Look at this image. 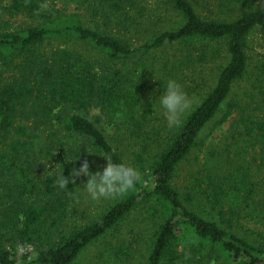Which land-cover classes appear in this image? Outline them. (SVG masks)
Masks as SVG:
<instances>
[{
  "label": "trees",
  "instance_id": "1",
  "mask_svg": "<svg viewBox=\"0 0 264 264\" xmlns=\"http://www.w3.org/2000/svg\"><path fill=\"white\" fill-rule=\"evenodd\" d=\"M70 1L106 27L45 0H0V264H80L118 232L82 264H264V52L249 53L264 0H216L212 16L210 0ZM14 16L26 22L11 30ZM169 79L193 100L179 127L153 108ZM229 120L222 147L178 186L202 132ZM105 155L142 182L69 225L88 177L61 189V172L85 159L102 171Z\"/></svg>",
  "mask_w": 264,
  "mask_h": 264
},
{
  "label": "rangeland",
  "instance_id": "2",
  "mask_svg": "<svg viewBox=\"0 0 264 264\" xmlns=\"http://www.w3.org/2000/svg\"><path fill=\"white\" fill-rule=\"evenodd\" d=\"M216 0H210L208 8L203 9V13L205 15L212 16L211 14L213 12H210V9L213 10L216 14H219V10H217L218 6H215ZM154 0H147L143 1V5L151 8L150 6H153ZM6 1L3 2L5 4ZM46 4H51L58 9H65L67 13H79L81 15V18L83 21L88 24V25H93L95 26L100 25L102 29H104L105 23L103 22L102 16L98 15L97 13H94L91 9V4H85V5H80L75 2H72L70 0H45ZM214 14V15H216ZM5 18H8L6 16ZM25 21L24 17H19V16H14L10 21L9 24H11L10 29L15 30L18 29ZM2 25V23H0ZM250 47L251 50H249V53L251 56L254 58H257L262 52H264V32L260 30H256L253 35L250 37ZM254 61H256L254 59ZM251 89V83L249 79H245L243 82L238 83L234 87V91L232 95L236 94L237 98H243L245 93H247ZM155 99L154 101H156ZM154 109L156 112L161 111V108L158 103H155ZM94 113H98L97 110H94ZM220 117V115L218 116ZM230 123L231 120L225 122L222 127H218L217 129H213V124H210L201 134L199 142L202 144L200 150L194 149L192 153L189 155V157L179 166L178 173H177V185L183 188L186 184H184L185 180L188 179L189 173H195L197 169H199L202 165L203 162L207 159L208 153L210 150L218 151L219 148L222 147L223 143H225V139L229 137V128H230ZM49 167V166H48ZM49 170L55 169L54 166H51L48 168ZM85 184V183H84ZM82 185L80 187V191L78 193L76 203L74 208L70 210L69 213V218L67 222L69 225H72L74 222H80L85 219L86 216L93 215L95 211L99 210L98 207L99 205H103L105 202H109V199H101L99 201H93L89 198L87 192H86V186ZM100 206V207H101ZM140 216L137 214V212L133 213L126 221L122 228H121V233L128 238L130 234V230H137V227L141 225L139 222ZM264 225V224H263ZM251 229H254L258 231L257 226H255L253 223L251 226H249ZM119 233V232H118ZM110 235L107 238H105L102 242V244L94 245L87 249V251L82 255L80 259V264L82 263H89L92 261L96 255L100 252L103 251L105 248V242L108 241H115V236L118 234ZM25 251H31V248L26 249L22 248L20 253H23ZM32 252V251H31Z\"/></svg>",
  "mask_w": 264,
  "mask_h": 264
},
{
  "label": "clouds",
  "instance_id": "3",
  "mask_svg": "<svg viewBox=\"0 0 264 264\" xmlns=\"http://www.w3.org/2000/svg\"><path fill=\"white\" fill-rule=\"evenodd\" d=\"M46 8L47 5H41ZM163 109L170 127H179L182 117L193 107V100L189 98L182 85L175 79H169L163 94L154 102ZM88 153H94L87 150ZM108 163L102 171H92L91 163L85 159L78 169L74 168L70 178H66L61 172L57 181L58 187L68 189V184L76 178L87 176L84 184L89 198L93 201L101 199H116L124 197L135 190L138 183L142 182L140 171L126 163H114L110 157L105 155Z\"/></svg>",
  "mask_w": 264,
  "mask_h": 264
}]
</instances>
